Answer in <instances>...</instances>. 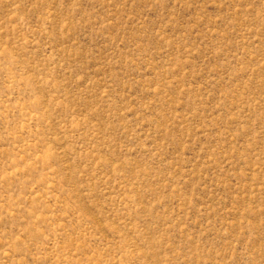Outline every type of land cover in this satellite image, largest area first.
I'll list each match as a JSON object with an SVG mask.
<instances>
[{"label": "rangeland", "instance_id": "1", "mask_svg": "<svg viewBox=\"0 0 264 264\" xmlns=\"http://www.w3.org/2000/svg\"><path fill=\"white\" fill-rule=\"evenodd\" d=\"M0 264H264V0H0Z\"/></svg>", "mask_w": 264, "mask_h": 264}]
</instances>
